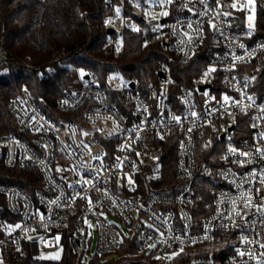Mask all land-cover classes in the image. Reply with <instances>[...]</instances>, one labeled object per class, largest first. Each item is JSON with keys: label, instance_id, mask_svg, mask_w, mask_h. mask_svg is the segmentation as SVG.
<instances>
[{"label": "built area", "instance_id": "built-area-1", "mask_svg": "<svg viewBox=\"0 0 264 264\" xmlns=\"http://www.w3.org/2000/svg\"><path fill=\"white\" fill-rule=\"evenodd\" d=\"M106 4V30L123 32L128 6L150 22L166 58L145 85L112 73L108 91L83 73L56 100L72 119H52L25 88L10 99L26 134L0 135V251H67L71 264H85L94 222V257L103 262L124 246L156 264H264V39L246 40L236 20L253 17L264 0ZM207 37L197 76L180 86L171 63H190ZM166 141L177 182L145 195L162 186L140 179L161 177ZM9 168L34 170L33 190L2 180Z\"/></svg>", "mask_w": 264, "mask_h": 264}, {"label": "trees", "instance_id": "trees-1", "mask_svg": "<svg viewBox=\"0 0 264 264\" xmlns=\"http://www.w3.org/2000/svg\"><path fill=\"white\" fill-rule=\"evenodd\" d=\"M110 10L106 0H0V53L3 52L5 61L0 62V135L25 136L9 110L10 99L24 88L52 119L75 118V113H62L56 107L57 98L73 83L69 78L71 68L95 74L100 85L108 91L107 77L112 73L139 79L143 85L156 77L157 62L166 55L160 42L149 38L150 22L126 6L124 14L130 21L123 32L108 34L101 16ZM253 17L251 28L240 13L236 17L249 42L264 39V7L257 6ZM209 44L211 41L207 37L190 63H171L173 77L180 86L190 85L197 76ZM263 77L264 70L259 75ZM159 153L161 177L154 180L142 174L140 180H145L142 186L145 183L155 185L157 181L162 186L151 188L145 195L165 192V185L177 182L172 142L162 143ZM7 172L10 176L2 180L16 183L30 192L38 182L32 169L9 168ZM30 182H34L33 186ZM119 251H127L133 258L128 264H156L149 256L131 254L124 246ZM3 261L6 264H71L67 251L59 259H46L32 255L29 249L18 254L12 248L0 251V264ZM98 263L108 264L109 259L99 262L96 257L91 264Z\"/></svg>", "mask_w": 264, "mask_h": 264}, {"label": "rangeland", "instance_id": "rangeland-1", "mask_svg": "<svg viewBox=\"0 0 264 264\" xmlns=\"http://www.w3.org/2000/svg\"><path fill=\"white\" fill-rule=\"evenodd\" d=\"M247 23L252 24L254 23V17H252V20H249V17H247ZM117 42H119L117 40ZM84 73V72H83ZM83 74H81V69H75L71 68L69 70V78L71 79L72 82L76 81L78 77H81ZM108 221H113L116 225L121 227V232L127 235V230L122 227V225L119 223V221L113 217V216H107L106 218ZM90 227H91V237H90V242H89V250L85 258V264H91L92 261L94 260V253H95V246H96V240H97V234H96V229H95V224L94 222H90ZM192 252L191 248H185L184 253ZM62 256V252L60 251H42L39 255V258H46V259H59ZM111 258L109 259L108 264H128L130 261L133 260V258L128 256L127 251H119L117 253L113 252L110 254ZM58 257V258H57ZM103 262L102 260H100ZM99 261V262H100Z\"/></svg>", "mask_w": 264, "mask_h": 264}, {"label": "snow or ice", "instance_id": "snow-or-ice-1", "mask_svg": "<svg viewBox=\"0 0 264 264\" xmlns=\"http://www.w3.org/2000/svg\"><path fill=\"white\" fill-rule=\"evenodd\" d=\"M167 2H168V3H171V0H167ZM249 2H251V0H249ZM232 7H236V4H235V3L232 4ZM117 11H119V9H117ZM162 14L166 16V15H168V12H167V11H164ZM249 20H250V21L252 20V16H249ZM210 23L212 24V27H216V25H215L214 23H212V22H210ZM189 27H191V25H189ZM251 27H252V24L250 23V24H249V28H251ZM241 46L243 47V45H241ZM214 70H215L214 68L209 67L208 70H207V72H205V76H207L208 73H210V72H212V71H214ZM81 74H83V69H81ZM224 99H225V100H228L229 97L225 96ZM194 115H195V114H194ZM176 119L179 120L180 118H179V117H176ZM242 154H243V155H247V153H242ZM16 227L19 228L20 225L17 224ZM57 258H58V257H57Z\"/></svg>", "mask_w": 264, "mask_h": 264}, {"label": "water", "instance_id": "water-1", "mask_svg": "<svg viewBox=\"0 0 264 264\" xmlns=\"http://www.w3.org/2000/svg\"><path fill=\"white\" fill-rule=\"evenodd\" d=\"M106 32H107L108 34H110V33L113 32V29H112V28H107ZM83 78H88V74L85 73V74L83 75ZM206 86H208V84H203V85H201L199 88L202 90V89H203L204 87H206Z\"/></svg>", "mask_w": 264, "mask_h": 264}]
</instances>
